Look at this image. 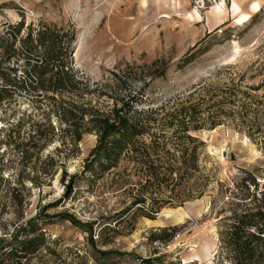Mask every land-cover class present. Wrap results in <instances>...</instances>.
Here are the masks:
<instances>
[{"label":"rangeland","instance_id":"obj_1","mask_svg":"<svg viewBox=\"0 0 264 264\" xmlns=\"http://www.w3.org/2000/svg\"><path fill=\"white\" fill-rule=\"evenodd\" d=\"M256 3L257 10L253 8ZM246 14L247 20L239 21ZM20 19L24 26L42 23L72 29L69 67L77 78L89 84L102 85L125 66L139 68L152 62L166 66L163 77L150 81L145 92L148 101L144 104L152 108L163 106L164 110L192 88L221 84L224 67L235 65V72L250 67L264 48V0H0V29ZM184 57L194 58L183 66ZM244 81L253 84L257 79ZM141 83L140 78L132 80L129 91L137 92ZM99 93L97 87L91 102L99 108L108 107L110 102ZM32 97L20 92L0 105V234L11 230L10 223L18 217L23 221L56 203L44 214L61 213L77 223H95L92 233L96 238L105 219L131 206L136 194L131 188L134 179L126 174L133 173V168L128 165L123 172L126 163H122L120 169L90 186L76 179L68 197L62 198L63 180L79 174L94 137L84 136L76 153L68 152L54 140L39 152L28 149L26 158L20 159L5 145L8 140L3 128L19 122L14 141L20 143L35 122L45 125L41 115L44 105L33 103ZM159 112L162 115L165 111ZM51 123L54 124L53 119ZM191 135L203 143L199 157L207 179L203 195L181 206H165L153 219L136 215L131 230L126 227L112 242L108 240L110 234L105 233L104 239L109 243L98 247L110 255L101 264H143L146 259L151 264H218L213 260L218 244V209L245 173L254 176L258 188L262 187L264 154L228 121ZM50 157L56 161L53 167L47 165ZM58 161L62 163L58 165ZM44 165L54 171L51 178L39 173ZM15 185L20 207L13 205L7 192ZM145 208L150 209V204H145ZM50 221L41 228L57 253L54 261L94 264L80 229L66 220ZM178 225L181 227L170 242H149L150 230ZM47 259L50 258L44 257Z\"/></svg>","mask_w":264,"mask_h":264},{"label":"trees","instance_id":"obj_2","mask_svg":"<svg viewBox=\"0 0 264 264\" xmlns=\"http://www.w3.org/2000/svg\"><path fill=\"white\" fill-rule=\"evenodd\" d=\"M73 38L72 29L42 23L24 26L22 19L0 29V105L17 93L27 92L32 94L33 103L44 105L41 115L45 123L35 122L20 143L14 141L19 122L6 125L5 145L23 160L28 149L39 152L54 140L68 152L76 153L82 138L92 135L95 142L82 160L79 174L63 180L62 198L68 197L76 179L84 180L87 186L94 185L120 169L122 163H126L123 172L128 165L133 168V173L128 171L126 177L134 179L131 188L136 194L129 208L100 224L96 238L92 233L95 223H77L70 215L61 213L45 215L56 203L23 221L18 217L10 223L11 230L0 234V264H65L54 261L57 253L41 228L50 224L52 218L66 220L80 229L91 260L101 264L110 252L98 245L106 246L126 227L131 230L136 215L153 219L165 206H181L202 196L207 183L199 159L203 143L191 133L212 130L228 121L264 154V48L250 67L237 73L235 65H228L224 67L225 79L221 84L192 88L164 110L163 106L152 108L144 104L148 101L145 92L150 81L163 77L166 66L159 67L157 62L139 68L125 66L112 73L104 84H89L77 78L69 67ZM193 58L184 57L181 65ZM247 72L250 74L246 77ZM138 78L142 80L139 90L129 91L128 85ZM251 78L257 81L245 83V79ZM97 87L100 96L110 102L108 107L99 108L91 102ZM162 110L165 112L161 115ZM55 163L48 158L49 167ZM46 166L40 167L39 173L43 178H51L54 171ZM2 183L0 174V192ZM258 183L254 176L245 173L218 209L215 263L264 264V184L258 188ZM17 184L20 186V182ZM17 191L16 185L7 190L13 205L20 207ZM147 203L150 209L145 208ZM180 227L152 229L147 238L149 242L166 244ZM105 233L110 234L109 242L104 239ZM142 263L151 261L146 259Z\"/></svg>","mask_w":264,"mask_h":264},{"label":"bare ground","instance_id":"obj_3","mask_svg":"<svg viewBox=\"0 0 264 264\" xmlns=\"http://www.w3.org/2000/svg\"><path fill=\"white\" fill-rule=\"evenodd\" d=\"M253 8H254L255 10H257V9H258V4H257V3H256V4H253ZM247 18H248V15H247V14H246V15H242V16L240 17L239 21L244 22V21L247 20Z\"/></svg>","mask_w":264,"mask_h":264},{"label":"water","instance_id":"obj_4","mask_svg":"<svg viewBox=\"0 0 264 264\" xmlns=\"http://www.w3.org/2000/svg\"><path fill=\"white\" fill-rule=\"evenodd\" d=\"M222 156H224V153H222Z\"/></svg>","mask_w":264,"mask_h":264}]
</instances>
